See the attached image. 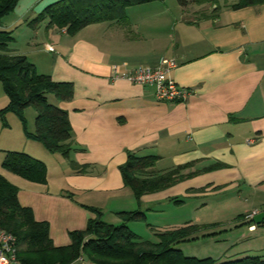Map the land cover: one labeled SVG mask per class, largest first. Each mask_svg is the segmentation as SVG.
I'll use <instances>...</instances> for the list:
<instances>
[{
    "label": "crops",
    "instance_id": "0c3cea01",
    "mask_svg": "<svg viewBox=\"0 0 264 264\" xmlns=\"http://www.w3.org/2000/svg\"><path fill=\"white\" fill-rule=\"evenodd\" d=\"M57 1L20 0L14 9L18 18L0 27L12 33L11 44L18 32L25 35L26 49L8 46V55L25 56L38 74L72 83L74 91L71 100L53 103L68 114V158L28 140L14 114L6 115L7 127L0 120V175L18 189L19 204L31 209L37 222L48 223L55 247L68 246L69 233L84 230L95 218L85 207L99 209L102 218L108 212L110 220L102 221L116 225L122 223L118 213L140 209L119 166L128 154L157 156L156 174L185 165L180 174L186 177L143 196L140 204L210 200L223 217L215 226L225 221L227 209L237 210L229 219L247 231L239 230L221 261L264 256V227L252 232L241 220L264 206V4L239 10L221 6L215 16L193 20L177 5L182 27H169L168 9L160 1L128 7L124 20L92 24L75 35L48 27L47 20L35 29L27 26ZM163 59L176 61L169 77L190 91L186 102L158 101L153 86L117 77L139 66L157 67ZM7 104L0 83V110ZM27 128L34 132L35 119ZM6 152L41 161L46 184L4 170ZM71 163L85 166L84 171ZM72 264L92 263L80 258Z\"/></svg>",
    "mask_w": 264,
    "mask_h": 264
},
{
    "label": "trees",
    "instance_id": "16d2710c",
    "mask_svg": "<svg viewBox=\"0 0 264 264\" xmlns=\"http://www.w3.org/2000/svg\"><path fill=\"white\" fill-rule=\"evenodd\" d=\"M19 1L0 0V27L3 18L14 11ZM154 1L164 0H59L47 6L27 26L35 29L47 20L48 27L65 29L67 34L75 35L92 24L124 20L128 7ZM176 2L184 8L190 4H209L214 7L212 17L221 9L219 0ZM263 4L264 0H235L223 6L239 10ZM13 40L11 32L0 28V83L8 98L7 106L0 110L2 125L7 127L6 115L14 114L28 140L40 143L49 153L68 158L71 145L68 114L50 103L48 96L59 102L69 101L73 97V85L55 82L49 76L38 74L25 56L8 55V46ZM30 107L36 112L33 133L28 132L24 114ZM158 160L157 156L128 154L126 162L119 166L123 185L131 190L138 205L143 196L166 190L186 177L180 174L186 168L185 165L156 174L154 167ZM71 166L78 172L85 169V166L75 163H71ZM1 167L28 182L46 184V166L25 153L6 152ZM17 195L18 189L0 175V229L15 237L19 264H72L82 255H86L92 264H264V256L218 262L212 258L187 257L175 248L177 244L193 241L195 235L206 230L209 225L187 224L157 234L156 242L142 241L127 226L131 221L145 219L140 209L118 213L122 223L112 225L102 221L99 209L85 207L95 214V218L88 221L84 230L69 233L70 245L55 247L49 238L48 223L37 222L32 210L19 204Z\"/></svg>",
    "mask_w": 264,
    "mask_h": 264
},
{
    "label": "rangeland",
    "instance_id": "374dc122",
    "mask_svg": "<svg viewBox=\"0 0 264 264\" xmlns=\"http://www.w3.org/2000/svg\"><path fill=\"white\" fill-rule=\"evenodd\" d=\"M232 1L235 0H219L220 6H223L227 3H231ZM160 3H162V6L165 7V9H168L169 14H167L168 18L166 20L169 21V27H182L179 24V20L182 14H180L177 10L178 4L176 0H164L160 1ZM211 7L212 6L209 4H190L186 7V14H183L185 15V19L193 20L197 16L202 17V15H212L213 9H211ZM196 9L199 12L193 13L192 11ZM17 15V10H14L8 16L3 18L1 24H3V26H6L12 20H16V18H18ZM184 27L187 26L184 25ZM128 30H130L129 27ZM110 35L111 34L108 33L106 35V38H109ZM24 37V33L18 32L15 35V44H10L9 47L22 50L26 49ZM48 100L50 103H54V98L52 96H48ZM24 114L25 118L28 121V124L34 126V119L36 116L35 110L30 107L25 110ZM158 168H161V166H159ZM172 199L180 200L176 197ZM203 203H207L208 206H203ZM108 204L109 202L105 203V205ZM140 205V210L145 213V219L129 222L127 223V226L128 229L134 234H136L138 237H140L142 241L156 242V235L159 232H164L166 230L169 231L173 229L174 226H176L177 228L184 227L189 222H191V224L201 226L209 225L206 230H202L198 234H196L195 239L193 241L175 245V248L181 250L183 254L187 257H193L197 259L212 258L218 262H222V256L225 255V253L229 255L226 251L229 246L235 245V240L238 238V234H240L242 231H247L245 226L236 225L238 223H236L235 220H231L236 217L238 213L236 212L237 210L230 211L229 209H227V217L223 219L225 221L219 226H214L213 223L217 222V220H221L223 217H221V214H218L216 212L219 210L215 208L214 203L210 202V200L206 201L203 199H188L184 203H174L171 199H168L151 204ZM137 209L138 208L136 207L135 210ZM230 216H232L231 219H229ZM110 218L111 215L107 212L104 213L102 220H110ZM112 225L116 224L114 223ZM258 227L260 229L263 228L262 226ZM240 229H242V231H239ZM240 243L238 244L236 249H240Z\"/></svg>",
    "mask_w": 264,
    "mask_h": 264
},
{
    "label": "built area",
    "instance_id": "2783aa9c",
    "mask_svg": "<svg viewBox=\"0 0 264 264\" xmlns=\"http://www.w3.org/2000/svg\"><path fill=\"white\" fill-rule=\"evenodd\" d=\"M46 49L49 51L53 50L50 46H46ZM176 66L177 63L174 59H163L157 67L139 66L129 74L124 73L117 77L136 85L153 86L155 89V98L158 101L184 103L190 96V91L178 87L169 77V73ZM260 213H264V206L261 209L246 213L241 219L249 231L253 232L258 227L253 219ZM259 225L264 227V219ZM16 254L15 237L0 229V264H19Z\"/></svg>",
    "mask_w": 264,
    "mask_h": 264
},
{
    "label": "water",
    "instance_id": "95a60500",
    "mask_svg": "<svg viewBox=\"0 0 264 264\" xmlns=\"http://www.w3.org/2000/svg\"><path fill=\"white\" fill-rule=\"evenodd\" d=\"M263 219H264V213H260V214H258L257 216L254 217L253 221H254V223H255L256 225H259V224L262 222ZM82 258H83L85 261L88 260V258L86 257V255H82Z\"/></svg>",
    "mask_w": 264,
    "mask_h": 264
}]
</instances>
